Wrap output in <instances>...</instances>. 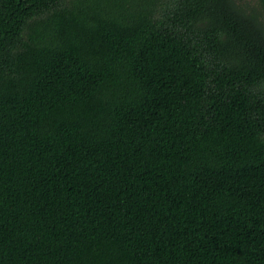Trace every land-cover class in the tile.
Here are the masks:
<instances>
[{
    "label": "trees",
    "instance_id": "obj_1",
    "mask_svg": "<svg viewBox=\"0 0 264 264\" xmlns=\"http://www.w3.org/2000/svg\"><path fill=\"white\" fill-rule=\"evenodd\" d=\"M0 264H264V0H0Z\"/></svg>",
    "mask_w": 264,
    "mask_h": 264
}]
</instances>
